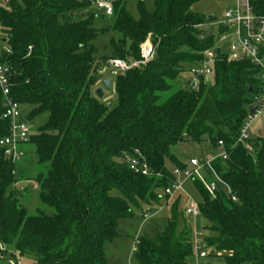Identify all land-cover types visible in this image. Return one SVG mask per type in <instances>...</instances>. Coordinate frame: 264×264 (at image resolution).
I'll return each instance as SVG.
<instances>
[{
  "label": "trees",
  "instance_id": "1",
  "mask_svg": "<svg viewBox=\"0 0 264 264\" xmlns=\"http://www.w3.org/2000/svg\"><path fill=\"white\" fill-rule=\"evenodd\" d=\"M199 1L154 0L152 12L140 2L138 19L124 0L111 2V28L121 38L99 57L105 67L109 59L138 60L147 39L155 47L145 65L115 77L105 70L113 78V105L94 94L101 72L93 40L103 29L93 23L105 15L94 0H0L2 41L10 51H2L0 62L10 68L11 95L28 107L27 121L46 116L29 144L39 168L33 180L50 214L39 208L27 215L16 165L0 149V240L17 255H31L32 264H109L104 246L119 236L118 221L132 218L140 205L150 212L167 200L166 161L182 164L171 148L207 137L211 150L218 141L225 145L228 158L213 166L237 201L220 189L211 197L193 182L202 197L199 217L210 234L205 247L224 264H264V136L252 139V154L233 146L260 92L258 69L247 60L223 59L196 89L181 78L224 31L202 27L212 17L191 10ZM255 8L264 13V0ZM9 126L0 91V138ZM136 151L152 175L130 168ZM180 200L171 205L162 231L138 237L137 264H185L193 256L192 225Z\"/></svg>",
  "mask_w": 264,
  "mask_h": 264
},
{
  "label": "built area",
  "instance_id": "2",
  "mask_svg": "<svg viewBox=\"0 0 264 264\" xmlns=\"http://www.w3.org/2000/svg\"><path fill=\"white\" fill-rule=\"evenodd\" d=\"M261 0H235L231 8L226 10L219 21L214 22L224 31L219 35L213 47L206 49L202 53L201 59L190 66L189 72L192 79L187 80L188 86L196 89L200 77H208L213 72V67L218 60L233 62L237 60H247L258 69V79L260 81V92L253 98L250 106L255 105L253 112H248L233 146H241L249 154L253 153L254 142L249 134L250 124L253 119L260 114H264V13H259L255 8V3ZM94 7L98 12L105 15L112 14V5L105 0H94ZM228 37L229 50L223 52L219 41ZM140 58L138 60L109 59L107 67L110 75L115 77L124 74L127 70L141 65H145L152 60L155 54V47L147 39L139 46ZM219 48V53L216 49ZM30 49V48H29ZM9 54L10 51L7 49ZM218 56H222L218 58ZM10 68L7 64L0 62V91L2 95L3 118L10 123L9 133L0 138V149L4 158L13 164H17L24 156L20 146L26 144L30 138V127L25 116L21 112V105L14 100L11 95ZM264 132V120L261 124ZM260 136V135H258ZM262 137V136H260ZM228 153L222 141H218L215 151L207 152L200 157H193L182 161L181 166H173L170 169L171 182L162 190V195L167 197L166 202L173 197L182 196V186L185 181L199 182L206 192L214 197L217 191L222 190L226 196L236 202L237 196L232 192L227 183L222 180L216 172L213 162L216 159L226 160ZM129 166L135 173L144 176L152 175L148 164L142 160L140 153L135 152V156L129 161ZM160 177V174H156ZM184 216L191 221L199 217V209L194 204L184 205ZM151 213H142L143 218L150 217ZM139 243L138 236L134 238V250ZM193 244V243H192ZM201 249L199 242H195L193 250ZM6 245L0 240V252H6ZM198 252V251H197ZM208 252L200 250L199 256L204 257ZM11 262V261H10Z\"/></svg>",
  "mask_w": 264,
  "mask_h": 264
},
{
  "label": "rangeland",
  "instance_id": "3",
  "mask_svg": "<svg viewBox=\"0 0 264 264\" xmlns=\"http://www.w3.org/2000/svg\"><path fill=\"white\" fill-rule=\"evenodd\" d=\"M111 3L116 0H105ZM235 0H201L194 5H192L191 10L201 17L208 18L212 17L210 21L206 22L202 27L206 31H212L216 33L218 30V25L214 22L219 21L224 12L231 8ZM143 4L144 8L152 12L154 10V0H124V5L126 11L134 18L138 19L140 17L139 4ZM101 13V12H100ZM99 14V13H98ZM112 18L110 15H104L103 17L97 16L94 19L93 26L96 29H103L98 33L97 37L93 40V45L95 46L97 52V58L94 65L97 67L98 71L101 72V80L110 78L112 81L110 89H104L103 99L108 100L113 105L116 104V93L113 85V78L108 72H105L106 62L101 60L102 56L109 55V43L111 40H117L121 38V35L111 28ZM3 34L0 30V55L2 51L7 50L6 43L2 42ZM230 39L228 37L223 38L219 41V46L223 52L229 50ZM181 78L186 80L192 79V75L189 71L182 73ZM100 82L96 86H100ZM21 112L24 116L28 113V107L21 105ZM46 116L42 115L32 121H28L30 127V135L36 132L37 127L40 126ZM264 120V114L257 115L250 124L249 134L253 138L255 136H264V132L261 129L262 121ZM210 142L207 137H204L200 142L192 141L190 139H185L178 142L175 146L171 148V153L173 156L184 161L193 157H200L205 155L209 150H211ZM23 151V158L15 164V171L18 177L17 186H21L25 190V201L24 206L27 210L28 216H33L37 214L39 208L43 209L47 214L52 212V209L46 206H42L39 200V192L34 182L33 178L38 173L37 165V154L35 147L29 144L20 146ZM215 151V150H211ZM166 166L168 169L173 167V164L167 160ZM176 198H180L181 208L185 206H190L194 204L198 207L201 203L202 197L195 185L191 181H185L182 186V196L173 197L166 202L162 201V207L158 209H152L150 211L151 215L148 218L142 217V212L146 210L145 205H140L139 208L135 210V215L129 219H123L118 221V234L119 236L113 241L105 244L106 258L109 264H137L134 259V245L133 241L135 237L151 238L157 232L163 230L166 225L167 217L169 216V209L174 203ZM192 225V239L193 245L195 242H199L201 249L193 252V256L189 257L185 264H224L223 259L220 254L211 256L210 250L205 247V240L209 237V232L204 229L206 226L205 220L201 217L195 220H189ZM6 252L0 253V264H32L33 257L31 255H17L15 251L6 246ZM200 250L208 252L204 257L199 256ZM11 261V262H10Z\"/></svg>",
  "mask_w": 264,
  "mask_h": 264
},
{
  "label": "water",
  "instance_id": "4",
  "mask_svg": "<svg viewBox=\"0 0 264 264\" xmlns=\"http://www.w3.org/2000/svg\"><path fill=\"white\" fill-rule=\"evenodd\" d=\"M208 19H210V17H208ZM216 53H219V48L216 49ZM111 79L110 78H106L104 80L101 81V85L99 87H97L94 90V94L98 99H102L104 96V89L108 90L110 89L111 85ZM255 109V105H252L249 107L248 111L249 112H253Z\"/></svg>",
  "mask_w": 264,
  "mask_h": 264
},
{
  "label": "crops",
  "instance_id": "5",
  "mask_svg": "<svg viewBox=\"0 0 264 264\" xmlns=\"http://www.w3.org/2000/svg\"><path fill=\"white\" fill-rule=\"evenodd\" d=\"M2 42H4V41H2ZM96 85H97V84H96ZM96 85H95V87H94V90H95L97 87H99V86H96Z\"/></svg>",
  "mask_w": 264,
  "mask_h": 264
}]
</instances>
